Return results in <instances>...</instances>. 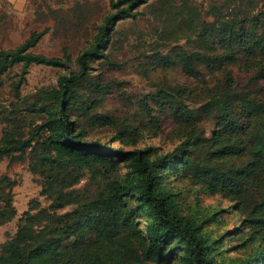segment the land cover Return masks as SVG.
<instances>
[{
  "label": "trees",
  "instance_id": "trees-1",
  "mask_svg": "<svg viewBox=\"0 0 264 264\" xmlns=\"http://www.w3.org/2000/svg\"><path fill=\"white\" fill-rule=\"evenodd\" d=\"M149 1L110 0L113 11L76 58L79 72L62 74L57 87L40 91V109L46 113L41 123L28 124L17 103L5 116L0 112V124H5L0 162H28L41 183L40 195L49 201L48 206L38 199L29 202L15 235L2 245L0 264H264V92L244 93L234 77L238 67L258 71L257 83L264 80L261 16L226 22L212 33L210 49L177 56L188 77L223 75L222 82L201 88L216 126L212 137L197 132L198 113L166 90L156 102L183 131L170 152L159 154L152 145L125 149L130 143L126 136L114 138L116 148L90 140L75 118L89 115L97 105L91 94L103 89L90 79V63H110L116 24L138 18V8ZM46 32L34 31L17 47L0 49V78L21 67L13 84L15 98L32 65L66 67L71 62L66 51L63 58L33 51ZM198 153L207 155V165L198 161ZM228 158L234 163L227 168L216 163ZM86 175L96 183L95 190L76 188ZM186 178L238 205L243 217L234 235L208 230L206 223L217 212L184 209L175 182ZM15 186L7 174L0 177V225L17 216ZM254 192L259 193L260 212L249 208ZM225 239L236 242L223 250ZM233 250L240 256L228 257Z\"/></svg>",
  "mask_w": 264,
  "mask_h": 264
},
{
  "label": "rangeland",
  "instance_id": "rangeland-1",
  "mask_svg": "<svg viewBox=\"0 0 264 264\" xmlns=\"http://www.w3.org/2000/svg\"><path fill=\"white\" fill-rule=\"evenodd\" d=\"M138 10L141 12L138 18L116 24L108 50L110 63L101 60L90 63V79L103 89L91 94L97 105L89 115L75 118L85 127L90 140H100L116 148L119 142H114V138L126 136L130 143L124 145L125 149L152 145L159 154L170 152L179 144L183 131L156 102L166 90L198 113L197 132L212 137L216 126L207 114L210 101L201 88L213 86L218 80L222 82L223 75L205 71L204 78L188 77L178 66L177 56L183 51L210 49L212 33L226 22L252 21L259 16L264 19V0H150ZM112 11L110 0H0V49L15 48L32 32L47 30L33 51L60 58L66 51L71 57L66 67L32 65L18 98L13 96V84L20 79L21 67L14 66L0 78V112L5 116L12 109L11 104L17 103L28 124L41 123L46 113L40 109L43 106L38 101L40 91L57 87L62 74L79 72L76 58L92 41L105 15ZM165 61L175 63L165 65ZM234 74L244 93L257 96L261 89L264 92V80L260 79L259 83L256 80L258 71L245 72L237 67ZM4 127L5 124H0L1 129ZM206 156L198 153V161L207 165ZM216 163L227 168L234 158ZM4 174L16 182L13 203L17 216L0 225V252L2 245L15 235L32 199H38L42 206L49 204L40 195L41 183L28 162L9 165L6 158L0 162V177ZM76 188L95 190L96 183L86 175ZM175 190L187 212H217L218 222H213L214 217L206 223L209 231L234 235L243 217L235 202L212 193L207 184H194L189 178L175 182ZM258 200L259 193L254 192L249 195L248 204L260 212L256 209ZM235 240L225 239L223 250L234 246ZM226 254L237 257L241 253L233 250Z\"/></svg>",
  "mask_w": 264,
  "mask_h": 264
}]
</instances>
